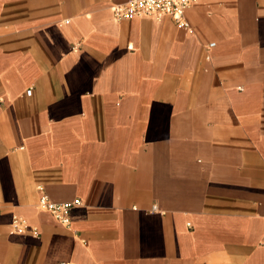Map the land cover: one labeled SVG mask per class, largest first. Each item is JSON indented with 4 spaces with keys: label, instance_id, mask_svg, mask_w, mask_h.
Returning a JSON list of instances; mask_svg holds the SVG:
<instances>
[{
    "label": "crops",
    "instance_id": "crops-1",
    "mask_svg": "<svg viewBox=\"0 0 264 264\" xmlns=\"http://www.w3.org/2000/svg\"><path fill=\"white\" fill-rule=\"evenodd\" d=\"M128 1L0 0V264H264V0Z\"/></svg>",
    "mask_w": 264,
    "mask_h": 264
},
{
    "label": "built area",
    "instance_id": "built-area-1",
    "mask_svg": "<svg viewBox=\"0 0 264 264\" xmlns=\"http://www.w3.org/2000/svg\"><path fill=\"white\" fill-rule=\"evenodd\" d=\"M196 0H129L116 5L113 13L116 19H131L134 17H151L157 21L170 17L178 26L188 27L184 12L192 7ZM1 104V100H0ZM81 205L79 200L66 203L51 202L42 194L38 200V207L44 212L50 213L60 224L67 227L70 224V210ZM24 221L18 217L13 218L12 229L14 232L26 231Z\"/></svg>",
    "mask_w": 264,
    "mask_h": 264
}]
</instances>
